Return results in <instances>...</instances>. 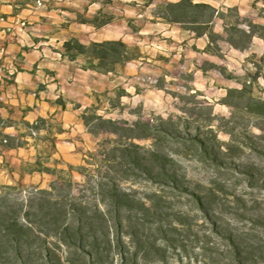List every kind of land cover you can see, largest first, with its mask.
I'll return each mask as SVG.
<instances>
[{"label": "rangeland", "instance_id": "rangeland-1", "mask_svg": "<svg viewBox=\"0 0 264 264\" xmlns=\"http://www.w3.org/2000/svg\"><path fill=\"white\" fill-rule=\"evenodd\" d=\"M178 1L72 0L68 21L74 25L63 33L60 50L77 39L92 55L105 58V72L92 70L89 87L72 95L82 119L86 114L91 125L84 123L71 139L79 145L76 158H53L48 147L35 170L49 169L50 176L25 178L15 186L0 179V196L9 203L2 208L9 219L0 228L16 218L23 223L24 213H15L16 202L26 207L33 197L46 198L40 192L53 186L48 198L68 208L77 205L84 222L92 221L95 229L84 224L90 236L77 249L53 232L45 235L54 225L38 219L47 210L34 216L39 212L35 207L29 219L36 222L39 236L26 234L19 248L8 238L2 240L6 246L0 264H238L233 240L241 250L243 240L257 245L256 256L243 264H264V189L249 187L238 168L250 165L264 172V155L259 154L264 139H252L263 135L256 125H264V42L256 39L246 50H237L228 43L221 19L205 30L212 34L211 41L188 25L164 24L153 15L159 5ZM212 1L210 6L219 11L237 8L240 20L264 24V0ZM102 43H108L104 50L93 47ZM96 78L103 84L97 91L91 85ZM93 117L122 128L148 123L153 130L136 128L133 134L151 137L132 140L128 131H101L112 126L100 127ZM133 144L148 159L154 153L172 158L174 164L167 166L176 173L178 185L121 168V153L112 151ZM209 190L216 192L218 203L206 215L191 194L203 196ZM113 191L116 197L108 196ZM69 212L70 223L74 213ZM100 215L109 220L113 248L106 250L100 241L102 259L97 261L90 244L94 236L103 237Z\"/></svg>", "mask_w": 264, "mask_h": 264}, {"label": "crops", "instance_id": "crops-1", "mask_svg": "<svg viewBox=\"0 0 264 264\" xmlns=\"http://www.w3.org/2000/svg\"><path fill=\"white\" fill-rule=\"evenodd\" d=\"M36 1L0 0V17L7 19L0 22V142L6 138L22 144L0 143V179L13 186L25 178L34 181L51 175L35 170L48 147L53 158L78 156L79 145L71 139L84 122L73 96L89 87L87 78L92 74L81 58L72 60L60 50L63 33L74 25L68 21L72 0H44L39 7ZM197 1L213 4L212 0ZM7 26L12 30H6ZM100 79L91 83L96 91L103 85ZM39 119L46 122V129L33 138L28 126ZM8 121L10 125H1Z\"/></svg>", "mask_w": 264, "mask_h": 264}, {"label": "trees", "instance_id": "trees-1", "mask_svg": "<svg viewBox=\"0 0 264 264\" xmlns=\"http://www.w3.org/2000/svg\"><path fill=\"white\" fill-rule=\"evenodd\" d=\"M136 1V0H134ZM151 1V0H150ZM233 14L234 16H231ZM156 17H158L162 23L164 24H179L183 26H190L191 30L197 35V36H208L209 40L212 39V34H209L208 32H205V30L210 29V26H212L215 19H221L224 21V30L225 33L228 35V43L237 50H246L251 44L254 43L256 39H259L264 42V24H259L251 21L250 19L246 18L243 20H240V15L237 10V8L228 9V12L225 13L223 11H219L215 8H213L210 5L197 2L195 0H179L178 2H170L167 4H161L156 8L155 13L153 14ZM238 20L245 23V28H242ZM108 43H102V44H94L93 47L96 49L104 50L105 46H107ZM64 54H66L70 59L77 60L79 58H82L86 62V66H84L89 71H97V72H105L101 66L103 65V62L105 61V58L101 54L92 55L90 52V47L82 44L77 39H70L69 41L64 43ZM95 61L98 62V64L95 63ZM98 122V125L100 127H103L105 125H110L112 128L108 129H101V131L113 133L116 135H121L120 133L123 131H128L131 134L127 135L129 139L132 140H143L147 139L148 137H151L149 134L146 136H141L135 133L134 130L139 127H144L147 130L152 131L153 127L152 125L148 123H135L133 125H128L126 128H122L119 126V123L114 122L112 120H104L102 117H93ZM83 120L85 125L90 128L91 125V119L87 117L85 114L83 116ZM262 122L264 123V118L262 119ZM2 123V122H1ZM256 127L263 132L262 136H255L252 139L256 141H261L264 139V125H256ZM174 128V127H173ZM28 129H34L36 131V136H32L29 131V135L33 138H36L38 136V132L42 129H46V122L43 119H39L37 121L36 127L32 124L28 126ZM94 133V132H93ZM97 133V132H95ZM251 141V140H250ZM3 145V142L1 140L0 142ZM203 142H201L202 144ZM5 146H20L21 143L14 144L13 140L9 139L7 144H4ZM141 148L133 144L129 147H118L115 148L112 152H119L122 156V163L120 164L122 167L129 168L128 171H132V173L136 176L139 174H144L145 177H149L151 179H156L158 181H169L173 184L175 183L178 185L177 181V175L175 172H171L168 169L167 165L174 164V160L170 158L169 156L160 155L157 153H154L152 158L148 159L146 154H139V150ZM259 154L264 155V150L260 151ZM108 156V154L106 155ZM112 156V154H111ZM110 162V161H109ZM112 165H116V162L114 160L112 161ZM115 163V164H114ZM126 164V165H125ZM238 166V165H237ZM115 166H112L111 168H114ZM118 168V167H117ZM239 173L247 178L249 181V187L254 188L255 186L260 189H264V172H262L259 169H256L254 166L250 165H242L239 164ZM43 172L50 173L49 169H43ZM255 183V185H254ZM226 186L220 185L219 189L223 190ZM53 193V186H51V191L43 190L40 192L41 195L45 196L46 198H41L39 201L36 200V198H31L27 202V206L24 207L23 203L16 202L14 205L16 206L14 208L15 213L17 212H23V223H20L16 219H12L11 224L7 226V228H0V256L3 255L2 248L6 246V244L2 241L5 240V238H8V242H11L12 245H18V248L20 247V240L23 236L26 234H36L37 231L34 229V224L36 222L29 219V217L32 214V209L35 207L39 211L38 213L35 212L34 216L38 217V214L41 215L44 210H47L43 214V216L38 217V219L42 221H46L47 223L54 225L53 230L48 229L45 235H52L51 232H53L57 239H61L64 241V243L70 244L73 247H76L77 249H80L84 247L85 244H83V241L85 238H88L90 235L89 233H84V224H87L88 227H90V230H94L95 226H92V221H87V223L84 222L83 213L82 211L77 208V205H71V209L66 207L67 205H61L57 202H52L48 196H51ZM108 194V193H107ZM195 197L196 202L198 203L199 207L203 212L207 215L210 210H212L214 205H217V194L215 191L209 190L207 194L205 195H199L196 196V194H191ZM110 197H116L115 191L110 192ZM122 198H127V195H122ZM239 199V197L237 198ZM239 201H241L239 199ZM121 203V200L119 201ZM244 203V202H242ZM8 200L4 196H0V227L3 225V221H5L6 218H8L6 212L2 209H7ZM245 205V204H244ZM13 206V205H12ZM47 208V209H46ZM77 209V210H76ZM79 209V210H78ZM69 211H72L73 214V221L67 222L68 218L67 215L70 213ZM9 219V218H8ZM89 219V218H87ZM98 220H100V227L103 228V234L101 240L98 238V236L93 237V242L90 244L91 256L93 253L97 255V261H101L102 256L98 254L99 252V243L101 241L105 242L106 250L111 251L113 248V238L110 235L111 228L109 226V220L105 219L103 216H99ZM51 222V223H50ZM5 223V222H4ZM33 223V224H32ZM36 225V224H35ZM40 226V224H39ZM13 229H17L16 233H12ZM52 230V231H51ZM42 233V232H41ZM44 234V233H43ZM35 236V237H36ZM7 241V240H6ZM244 249H240L241 244H238L235 240L232 242L233 247V253H234V259L238 261V264H243V260H253V258L256 256L255 252L258 250L257 245H248L246 240H243ZM242 248V246H241ZM16 251H18L16 249ZM94 251V252H92ZM18 252H21L20 250ZM245 254V256H244ZM94 260V259H93ZM94 262V261H93ZM96 264V263H94Z\"/></svg>", "mask_w": 264, "mask_h": 264}, {"label": "built area", "instance_id": "built-area-1", "mask_svg": "<svg viewBox=\"0 0 264 264\" xmlns=\"http://www.w3.org/2000/svg\"><path fill=\"white\" fill-rule=\"evenodd\" d=\"M40 4H41V2L38 1V5H40ZM0 22H2V23H7V19H6L5 17L2 16V17H0ZM21 25H22V26H25V23L22 22ZM6 30L10 31V30H12V28L9 27V26H7ZM1 125H2V126H3V125H10V122H9V121H8V122H2ZM33 125L36 127L37 122H35ZM29 131H30V134H31L32 136H36V135H37V134H36V131H35L34 129H30ZM7 142H8V140L5 138V139L3 140V144H7Z\"/></svg>", "mask_w": 264, "mask_h": 264}]
</instances>
